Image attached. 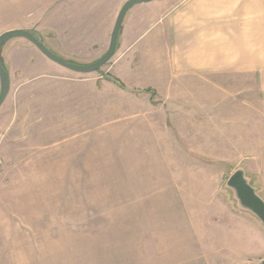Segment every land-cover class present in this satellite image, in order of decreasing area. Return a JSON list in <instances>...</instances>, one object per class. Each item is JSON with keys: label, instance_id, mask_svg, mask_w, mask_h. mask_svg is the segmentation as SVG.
<instances>
[{"label": "rangeland", "instance_id": "obj_1", "mask_svg": "<svg viewBox=\"0 0 264 264\" xmlns=\"http://www.w3.org/2000/svg\"><path fill=\"white\" fill-rule=\"evenodd\" d=\"M51 1L13 0V18L52 27ZM49 27L42 40L71 62L90 64L110 45L78 46ZM29 55L32 70L13 72L0 109V264H260L264 225L227 181L261 152L262 119L245 117L264 106L261 72L223 80L237 102L221 103L220 119L178 117L199 109L157 96L149 117L141 93L111 78L117 52L91 73Z\"/></svg>", "mask_w": 264, "mask_h": 264}, {"label": "crops", "instance_id": "obj_2", "mask_svg": "<svg viewBox=\"0 0 264 264\" xmlns=\"http://www.w3.org/2000/svg\"><path fill=\"white\" fill-rule=\"evenodd\" d=\"M125 2L52 0L54 19L49 27L39 20L40 15L32 19H14L13 0H5L2 5L6 16L0 19V35L12 29L31 30L38 23V28L52 29L55 37L77 40L78 46L83 40L84 46H93L91 41L96 38L105 39L106 45ZM38 28L36 32L44 36ZM22 41L25 40L12 39L3 50L11 87L14 71L20 69L22 73H29L32 70L31 51L35 57L47 59L34 44L30 42L28 45L32 46H28ZM114 61L110 68L111 78L123 90L141 93L147 108L140 111L144 116L154 115L150 107L156 104L157 96L169 107L181 103L189 107L194 104L199 109L194 113L189 108L177 114L178 117L194 119L212 115L214 119H220V104L237 102L233 101V96L221 94L223 80H237L239 74L251 75L254 71L261 72L264 78V0H153L137 4L125 16ZM33 65L37 67V64ZM241 102L247 103L248 99ZM232 108L236 110L237 106ZM261 108L258 116L253 110H246L245 117L262 119L257 126L264 134V106ZM232 112L235 114L236 111ZM213 124L214 128L221 126L219 122ZM203 125L206 127V123ZM255 150H260V155H255L256 159L249 158L245 170L258 183L254 186L264 198V139L257 143ZM251 217L257 221V228L262 229L261 222L255 216ZM249 244L251 246L250 240ZM250 251L247 246L245 252Z\"/></svg>", "mask_w": 264, "mask_h": 264}, {"label": "water", "instance_id": "obj_3", "mask_svg": "<svg viewBox=\"0 0 264 264\" xmlns=\"http://www.w3.org/2000/svg\"><path fill=\"white\" fill-rule=\"evenodd\" d=\"M153 0H127L122 6L110 40L108 50L96 61L90 64H80L67 60L51 50L42 40L27 29H12L0 35V108L5 102L11 90V76L5 63L3 50L5 44L15 38H25L34 44L47 58L53 62L80 73H91L98 71L107 64L117 52L118 40L123 29V22L127 12L135 5L147 3ZM227 186L235 193L239 206L255 215L264 225V198L259 194L257 188L251 183L246 170L239 168L235 170L227 181ZM264 264V259L260 262Z\"/></svg>", "mask_w": 264, "mask_h": 264}, {"label": "trees", "instance_id": "obj_4", "mask_svg": "<svg viewBox=\"0 0 264 264\" xmlns=\"http://www.w3.org/2000/svg\"><path fill=\"white\" fill-rule=\"evenodd\" d=\"M31 32L36 36V37H38L40 40H42V38H41V36H40V34L38 33V32H36V31H32L31 30ZM43 41V40H42ZM44 42V41H43Z\"/></svg>", "mask_w": 264, "mask_h": 264}]
</instances>
